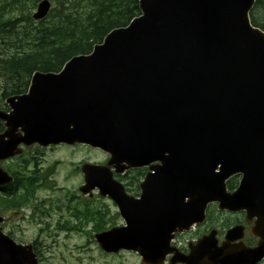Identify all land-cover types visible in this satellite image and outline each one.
<instances>
[{
  "label": "water",
  "instance_id": "obj_1",
  "mask_svg": "<svg viewBox=\"0 0 264 264\" xmlns=\"http://www.w3.org/2000/svg\"><path fill=\"white\" fill-rule=\"evenodd\" d=\"M255 0H140L141 15L110 31L88 55L57 72H35L28 93L0 110V159L20 144L83 143L110 153L84 163L83 193L95 187L126 225L95 234L106 252L137 251L140 264H256L264 258V32L249 22ZM51 8L39 0L36 20ZM158 162V163H155ZM149 166L139 198L112 177ZM241 174L237 189L225 180ZM11 177L0 168V185ZM209 202L256 218L254 247L233 226L170 246L173 232L204 219ZM1 221V218H0ZM0 264H37L31 245L0 231Z\"/></svg>",
  "mask_w": 264,
  "mask_h": 264
},
{
  "label": "rangeland",
  "instance_id": "obj_2",
  "mask_svg": "<svg viewBox=\"0 0 264 264\" xmlns=\"http://www.w3.org/2000/svg\"><path fill=\"white\" fill-rule=\"evenodd\" d=\"M253 15H258L257 11L255 13L253 11ZM12 41L14 42L12 39L4 38L0 40V44L6 46ZM14 51L15 49L9 48V52ZM8 78L9 76H7V80ZM5 81L6 75L0 76L1 96ZM2 98L4 99L3 96ZM2 98H0V106H3L4 103ZM31 156L37 157L40 171L50 166L53 167L48 175V180L54 182L53 187L42 188L37 193V202L34 203V205L39 204L40 207L46 209L48 214L41 217L36 216L33 220L31 219V207L3 213L4 220L0 224L5 233L10 232L11 237L22 243H31L35 240L38 254L42 256L40 264L140 263L139 254L133 251H120L116 254L102 251L94 239L93 222L87 221L79 224L78 218H84L85 214L83 201L91 210L101 209L104 211L105 221L101 222L102 224L108 227L124 224V220L110 198L100 196L96 190L90 197L82 195L78 190V187L83 183V175L80 171L81 163L84 161L105 163L109 156L106 152L77 144L46 147L32 145L24 148V158ZM21 160L16 159L2 163V165L17 170ZM135 176V171H129L122 175L120 180L127 188L134 190ZM130 193L133 194L132 191ZM68 195H71L72 198H68ZM84 198H87L88 202L83 200ZM41 199L45 202L44 205L40 204ZM75 207L79 209L83 207L82 214L79 213L78 218L72 215ZM214 211H219L217 205L210 207V212ZM226 217H229V214L220 213L221 220H225ZM55 223L56 230L53 226ZM76 224L78 227H75ZM194 234L195 230L178 236L174 241L175 246L183 247L187 251L188 242L193 241L196 237ZM246 238L252 240L249 235ZM259 264H264V260Z\"/></svg>",
  "mask_w": 264,
  "mask_h": 264
},
{
  "label": "trees",
  "instance_id": "obj_3",
  "mask_svg": "<svg viewBox=\"0 0 264 264\" xmlns=\"http://www.w3.org/2000/svg\"><path fill=\"white\" fill-rule=\"evenodd\" d=\"M37 1L0 0V40H14L0 44V76L6 75L4 98L23 92L34 71H59L72 56L89 53L110 30L126 26L140 14L139 0H52L47 17L34 24L30 13ZM250 20L264 30V0H255ZM29 198V194L3 191L0 212L18 209Z\"/></svg>",
  "mask_w": 264,
  "mask_h": 264
},
{
  "label": "flooded vegetation",
  "instance_id": "obj_4",
  "mask_svg": "<svg viewBox=\"0 0 264 264\" xmlns=\"http://www.w3.org/2000/svg\"><path fill=\"white\" fill-rule=\"evenodd\" d=\"M28 160L27 164L24 166L23 170V181H17L13 186L10 187L11 191H21L23 193H32L34 194L33 202L29 204V207H31L32 212L36 211V205H34L35 202H37V193L43 188V181L38 179L40 170L38 169V159L37 157H27ZM0 162H9V160L0 161ZM7 170V169H6ZM8 171V170H7ZM23 183H25L23 185ZM139 180L136 182L135 188H138ZM2 190V189H1ZM225 222L220 223V212H214L213 217H208L206 222L201 224H196L192 227L191 230H195L194 235L203 234L205 231H209L212 229L213 226L220 228V225H226L229 226L236 225V224H242L244 225V241L249 244L246 241V235L248 233V230L251 226V224L246 223L245 214L243 212L229 214V217L225 218ZM55 229H56V223H55ZM229 228V227H228ZM187 231V232H189ZM207 231V232H208ZM186 232V233H187ZM185 234V233H183ZM182 234H178L175 236V238H178ZM183 250V248H182Z\"/></svg>",
  "mask_w": 264,
  "mask_h": 264
},
{
  "label": "bare ground",
  "instance_id": "obj_5",
  "mask_svg": "<svg viewBox=\"0 0 264 264\" xmlns=\"http://www.w3.org/2000/svg\"><path fill=\"white\" fill-rule=\"evenodd\" d=\"M1 29V28H0ZM7 35V34H6Z\"/></svg>",
  "mask_w": 264,
  "mask_h": 264
}]
</instances>
